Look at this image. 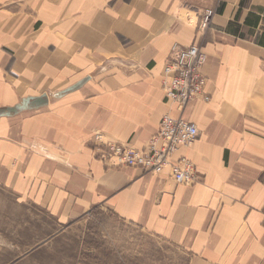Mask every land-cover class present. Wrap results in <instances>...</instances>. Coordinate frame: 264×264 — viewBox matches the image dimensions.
<instances>
[{
	"label": "crops",
	"instance_id": "0c3cea01",
	"mask_svg": "<svg viewBox=\"0 0 264 264\" xmlns=\"http://www.w3.org/2000/svg\"><path fill=\"white\" fill-rule=\"evenodd\" d=\"M173 44L205 52L208 101L166 100ZM165 114L197 126L174 155L193 183L95 158L96 133L141 149ZM0 188L45 215L1 216L0 264H87L70 238L93 213L189 264H264V0H0Z\"/></svg>",
	"mask_w": 264,
	"mask_h": 264
},
{
	"label": "built area",
	"instance_id": "2783aa9c",
	"mask_svg": "<svg viewBox=\"0 0 264 264\" xmlns=\"http://www.w3.org/2000/svg\"><path fill=\"white\" fill-rule=\"evenodd\" d=\"M215 14L212 8L199 10L198 30H206ZM206 54L198 45L187 47L173 44L163 67L162 87L168 102L183 110L194 98L209 100L204 91L206 76L203 66ZM198 137L195 123L181 116H162L159 128L141 149L128 144L107 140L100 133L94 135L93 151L95 158L106 167L130 166L143 171L161 173L168 169L177 183L191 184L195 181V169L185 156L175 158L177 151L190 147ZM264 224V222H263Z\"/></svg>",
	"mask_w": 264,
	"mask_h": 264
},
{
	"label": "rangeland",
	"instance_id": "374dc122",
	"mask_svg": "<svg viewBox=\"0 0 264 264\" xmlns=\"http://www.w3.org/2000/svg\"><path fill=\"white\" fill-rule=\"evenodd\" d=\"M1 216H11L10 229L16 226V216H45L32 204H20L5 189L0 188ZM15 216V219L12 217ZM95 216L74 228L79 256L87 264H189L188 257L177 246L157 238L145 230L114 220ZM8 218V219H9ZM5 223V222H4ZM1 228V225H0Z\"/></svg>",
	"mask_w": 264,
	"mask_h": 264
}]
</instances>
